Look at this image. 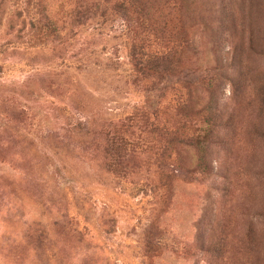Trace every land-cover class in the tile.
Wrapping results in <instances>:
<instances>
[{"label":"rangeland","instance_id":"obj_1","mask_svg":"<svg viewBox=\"0 0 264 264\" xmlns=\"http://www.w3.org/2000/svg\"><path fill=\"white\" fill-rule=\"evenodd\" d=\"M76 1L0 0V264H264V6L186 0L195 54L159 83L134 74L111 3L74 22ZM223 8L246 11L243 35L222 31ZM46 16L61 30L40 43ZM234 43L240 70L223 67ZM128 120L120 161L110 141Z\"/></svg>","mask_w":264,"mask_h":264},{"label":"trees","instance_id":"obj_2","mask_svg":"<svg viewBox=\"0 0 264 264\" xmlns=\"http://www.w3.org/2000/svg\"><path fill=\"white\" fill-rule=\"evenodd\" d=\"M114 7L116 12L125 20L129 31V58L132 69L136 77L148 82L151 78L161 81L172 82V80L179 79L180 70H182V64L189 60L190 56L195 54V48L190 36H192L195 26L194 23L198 19L197 14L194 11L188 10L184 2L186 0H107ZM230 1V0H229ZM244 7H248V14L252 13L254 8V0H238ZM264 6V0H258ZM231 5V3H229ZM88 0L76 1V5L73 8L72 17L73 21L77 22L88 11L92 10L87 6ZM184 6V7H183ZM93 7V6H92ZM231 10L223 8L221 10L220 25L222 31H226V23H231L233 29L237 30L243 35V21L246 16V11L243 10L241 15H237L234 20H231ZM230 19V20H229ZM229 20V21H228ZM44 22H40L36 28L35 39L40 43H46L48 40L53 39L59 33L61 28L58 22L51 16L43 18ZM194 21V22H193ZM228 21V22H227ZM193 22V23H192ZM239 26V27H238ZM243 43L233 45V64H226L223 67L226 69L234 68L240 70L243 65L242 56L239 51L243 50ZM256 54L264 56V44L256 45ZM192 68V66H191ZM190 69V68H189ZM243 76L245 74L243 73ZM161 80V81H160ZM158 91V97L160 101L157 102L151 110H149V117H153V122L158 119L160 110L162 108L163 99L167 92L166 87L162 89L153 88ZM173 89V88H172ZM259 91V89H258ZM261 92H258L260 94ZM189 100L182 101L181 98L175 101V107L183 108L191 113L192 107L188 106ZM146 116V114L144 115ZM226 122H229L230 115H226ZM222 122L221 116H214L211 120H207L208 127L213 125L212 121ZM132 121L128 120L125 123H121L117 127V131L122 134L114 133L111 138V143L115 150L113 155L119 157L122 161L124 153L131 152L133 148L129 143L128 138H125V133L130 130ZM145 129L154 131L159 136L167 137L169 145H174L176 142L183 144L177 140V133H168L164 126L159 124L147 123ZM143 126V127H144ZM210 134V130L205 131L203 138H206ZM122 135V136H121ZM124 135V136H123ZM189 144V143H188ZM201 145V142L198 141ZM190 145V144H189ZM118 151V152H117ZM166 155V150L163 151L162 157ZM127 156V155H126ZM119 161V162H120ZM197 168L203 173L205 171V165L203 162L197 164Z\"/></svg>","mask_w":264,"mask_h":264}]
</instances>
